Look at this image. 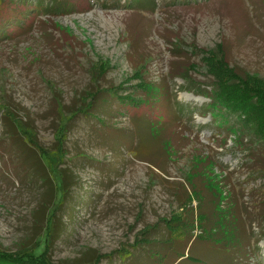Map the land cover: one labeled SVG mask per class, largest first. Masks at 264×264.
Instances as JSON below:
<instances>
[{
    "label": "rangeland",
    "instance_id": "1",
    "mask_svg": "<svg viewBox=\"0 0 264 264\" xmlns=\"http://www.w3.org/2000/svg\"><path fill=\"white\" fill-rule=\"evenodd\" d=\"M57 3L62 8L50 10L56 3L43 0L22 25L5 26L13 11L1 13L8 17L0 19V247L13 253L40 244V255L47 246L50 264H264V147L237 145L205 111L209 99L199 91L212 79L203 54L191 49L222 44L230 66L264 80V0ZM101 59L110 68L97 80L91 68ZM179 64L189 83L171 79ZM136 72L163 88L162 102L118 101L143 94L133 88ZM97 89L94 103L85 101ZM6 107L75 177L64 198L52 175L63 204L53 210L60 230L51 240L36 221L46 188L25 167L33 156L4 133ZM200 158L213 164L222 209L235 202L243 224L234 228L233 206L227 229L196 238L202 229L194 222L169 233L175 192L189 188L185 175L196 165L207 170ZM184 250L189 259L175 261Z\"/></svg>",
    "mask_w": 264,
    "mask_h": 264
},
{
    "label": "trees",
    "instance_id": "2",
    "mask_svg": "<svg viewBox=\"0 0 264 264\" xmlns=\"http://www.w3.org/2000/svg\"><path fill=\"white\" fill-rule=\"evenodd\" d=\"M48 1L56 3L50 10L62 8L60 7V3H57L58 0ZM42 3L43 0H33V3H29L27 0H0V19L3 21L8 17L1 15L4 10H12V16L10 19L7 18L5 20V26H9L8 24L22 25L24 24L23 19L27 18L33 11H37V8H39V5L42 6ZM51 13L55 14L56 12L52 11ZM191 49L192 52L199 51L203 54L202 60L207 67V73L212 79L209 85L199 91V95L209 99L205 111L213 117V120L219 126H224L230 131V134L235 136L237 145L246 146L252 145V142H259L264 147V80L253 75L251 76L247 72H238L236 67L230 66L222 44H218L215 47L216 50L206 51L198 49L194 44L191 45ZM94 65L91 68V76L93 78L97 77V80L106 74L110 68L109 61L103 62L102 59ZM183 68L180 64L173 66L171 68V79L181 78L185 83H189L187 77L189 71ZM134 76L138 82L133 88L138 92H143V94L133 95V93H125L124 96L115 95L119 102L134 107H137L134 104L136 101L145 104L151 101L156 103L162 102L159 99L160 92L163 90L162 87L155 84L154 81L145 82L137 72ZM159 84L163 85L161 81ZM99 91L97 89L95 93L87 94L85 101L89 99L93 104L94 99L100 94H98ZM109 92L106 91V93ZM100 101L104 102L103 98ZM3 109L2 123L5 135L9 137L11 145L15 144L20 153L26 154L27 152L28 155L31 154L33 156V160L25 167L31 169L32 175L46 188L42 202L39 205V210L37 211L39 220L36 219V221L37 224L40 222L41 224L44 223L41 229L47 233L50 238L49 240H51L57 236L60 230V226L58 227L60 221L55 216L54 211L58 212L63 204L61 201L56 202L57 190L51 178L55 176L59 180L60 191H62L65 198L70 188L74 185L73 183H75V177L66 168L61 169L58 167V164L54 165L52 163V159L48 157L46 151L33 139L31 133H28L30 130L21 118L16 117L7 107ZM153 124L151 123L149 128L152 136L157 137L159 135H156L158 128ZM250 138L252 141L247 140ZM169 145L166 144L165 150L169 148ZM58 149L61 152V146ZM243 150L250 153V149L243 148ZM138 152L140 155H144L142 151ZM46 158L47 163L44 160ZM206 161L202 158L198 159V162H204L209 165H207V170L198 165L193 166V171L185 175L186 184L189 185V188L187 190L183 189L185 190L184 193L181 191L175 192L178 201L177 211L172 214L169 220H163L169 233L178 232L179 234H183L182 226L187 223H191L193 226L194 222H197L202 229L200 235L196 236V238L206 232L213 234V230L219 229V225L227 229L229 227L227 224L229 221L228 215L232 213L231 209L233 206L235 208L234 217L232 216L234 228L237 227V223L243 224L234 201L227 208V213L222 209V202L226 199V195L223 194L222 190L220 191V184L216 182L218 177L210 173L213 164H209ZM205 193L208 194L205 195ZM194 202H196V206L193 205ZM206 204H210L212 207L207 210ZM243 229L242 227V232ZM210 236L208 235L207 239H211L212 236ZM172 237L170 235V238ZM221 237H226V235H221ZM142 240H145V238H142ZM155 240L152 239V241ZM137 243L141 244L143 241ZM35 246L32 249L23 247L13 253L0 247V264H50L46 257L47 246L40 255L34 254L35 250L40 247V244H36ZM185 250L183 255L176 256L175 261L189 259V256H186Z\"/></svg>",
    "mask_w": 264,
    "mask_h": 264
}]
</instances>
